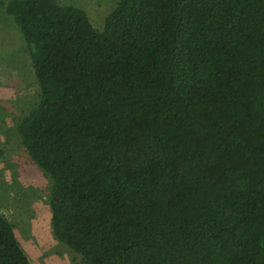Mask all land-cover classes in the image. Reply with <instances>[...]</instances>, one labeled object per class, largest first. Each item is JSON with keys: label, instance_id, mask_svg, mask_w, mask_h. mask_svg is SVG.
I'll use <instances>...</instances> for the list:
<instances>
[{"label": "trees", "instance_id": "obj_1", "mask_svg": "<svg viewBox=\"0 0 264 264\" xmlns=\"http://www.w3.org/2000/svg\"><path fill=\"white\" fill-rule=\"evenodd\" d=\"M6 12L59 244L80 264H264V0H120L102 32L54 0ZM0 264H32L1 214Z\"/></svg>", "mask_w": 264, "mask_h": 264}, {"label": "rangeland", "instance_id": "obj_2", "mask_svg": "<svg viewBox=\"0 0 264 264\" xmlns=\"http://www.w3.org/2000/svg\"><path fill=\"white\" fill-rule=\"evenodd\" d=\"M10 0H0V214L13 225L32 264H80L81 256L59 244L51 228L52 181L31 162L19 134L22 120L41 100L29 49L14 19ZM84 10L99 32L120 0H54Z\"/></svg>", "mask_w": 264, "mask_h": 264}]
</instances>
